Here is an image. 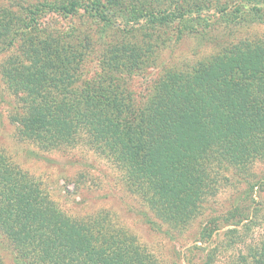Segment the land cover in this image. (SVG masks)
Masks as SVG:
<instances>
[{"label": "trees", "instance_id": "1", "mask_svg": "<svg viewBox=\"0 0 264 264\" xmlns=\"http://www.w3.org/2000/svg\"><path fill=\"white\" fill-rule=\"evenodd\" d=\"M153 1L129 0L143 11L138 18L145 33L173 23L178 36L207 31L220 21L227 27L264 25V0H240L232 8L221 0H161L160 6H151ZM119 2L88 0L87 10L106 24L115 12L105 6ZM77 4L24 9L19 23L8 9H0V53L19 51L9 56L0 75L15 97L11 121L17 136L43 149L82 145L103 155L159 218L183 227L200 214L223 180L224 163L244 168L264 158V36L242 38L172 72L134 108L135 97L106 77L80 87L77 60L83 53L40 28L41 9L65 16L74 14ZM107 50L104 67L130 72L143 64L151 47L115 44ZM260 184L250 185V192ZM238 202L206 221L195 243H212L214 232L232 227L224 231L223 241L207 248L194 244L185 251L184 264H215L217 254L236 244L243 250L223 264H264V235L246 243L240 232L254 227L258 208L250 216ZM0 234L22 264H159L105 211L67 216L36 179L1 153Z\"/></svg>", "mask_w": 264, "mask_h": 264}, {"label": "rangeland", "instance_id": "2", "mask_svg": "<svg viewBox=\"0 0 264 264\" xmlns=\"http://www.w3.org/2000/svg\"><path fill=\"white\" fill-rule=\"evenodd\" d=\"M69 1H78L72 15L50 13L46 9L38 11L40 28L83 53L77 60L80 87L106 77L112 83L117 82L124 93L135 97L134 108H140L142 102L139 101L151 96L157 83L172 72L229 48L242 38L264 36V25L227 27L220 20L207 31L186 32L181 36L177 35V24L174 23L145 33L143 22L138 18L143 11L132 6L129 0H120L116 6L122 14L114 5L105 6L106 11L115 12L108 15L107 26L90 15L88 0H0V9H8L13 21L19 23L23 13L27 14L24 9ZM221 1H228L232 8V3L240 0ZM160 3L161 0H156L151 6H160ZM204 13L211 15L210 11ZM215 19L216 15L212 21ZM115 44L138 47L146 44L151 51L146 58L142 57L143 64L134 70L113 72L104 67L103 61L107 59V48ZM18 53L15 48L0 53V75L9 56ZM15 106V97L5 88L0 76V153L19 171L36 179L67 216L82 218L105 211L115 227L133 237L137 245L159 264H184V253L194 244L204 248L216 243L218 246L223 241L224 231L232 227H221L214 232L213 242L207 243L209 246L195 243V240L206 221L226 213L238 201L248 209L250 216L258 208L254 227L249 232L240 230L246 243L256 242L264 235V158L244 168L224 163L220 171L223 180L206 198L200 214L183 227L175 228L140 200L123 182L118 169L103 155L82 145L72 149H43L19 138L11 121ZM256 181L262 183L261 186L250 192L249 186ZM242 250V246L236 244L225 253L218 251L215 264H223L229 255L234 256ZM20 260L11 243L0 234V264H22Z\"/></svg>", "mask_w": 264, "mask_h": 264}]
</instances>
